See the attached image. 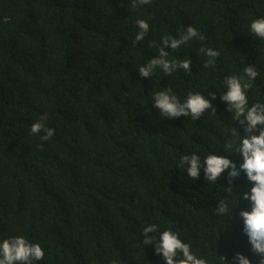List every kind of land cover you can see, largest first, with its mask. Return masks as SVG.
Here are the masks:
<instances>
[{
    "label": "trees",
    "instance_id": "16d2710c",
    "mask_svg": "<svg viewBox=\"0 0 264 264\" xmlns=\"http://www.w3.org/2000/svg\"><path fill=\"white\" fill-rule=\"evenodd\" d=\"M0 0V237L27 234L46 255L38 264H164L142 226L173 223L215 264L244 252L253 260L240 199L233 219L213 209L229 187L225 173L210 184L175 166L181 153L224 152L235 123L220 98V83L245 64L261 69L250 102L264 96V42L247 32L264 15V0ZM150 32L134 43V21ZM205 36L178 50L190 56V76L141 77L138 65L158 56L153 41L187 25ZM221 52L215 69L202 67L201 44ZM172 86L216 93L198 121L161 119L151 108L154 89ZM55 135H30L41 114ZM231 158L239 161L238 152ZM241 173L232 187H249ZM221 225L225 228L219 231Z\"/></svg>",
    "mask_w": 264,
    "mask_h": 264
},
{
    "label": "clouds",
    "instance_id": "9594fccd",
    "mask_svg": "<svg viewBox=\"0 0 264 264\" xmlns=\"http://www.w3.org/2000/svg\"><path fill=\"white\" fill-rule=\"evenodd\" d=\"M151 0H132V8H143ZM136 29L134 43L142 41L150 32V19L137 17L134 21ZM247 32L254 38L264 42V15L251 17L247 24ZM205 40L204 34L194 25H187L177 30L175 35L165 34L153 45L158 50V56L146 63L138 65L141 77H151L159 74L169 76L183 73L190 76L194 63L190 56L179 58L172 55L168 49L178 50L187 46L189 42ZM197 55L205 57L202 67L215 69L221 57L218 48L201 44ZM242 71L224 75L219 90L220 98L232 112L235 123L243 126L244 133L231 126L226 128L228 134L224 152L208 149L206 154L199 150L181 153L175 159V166L188 178L199 179L203 172L204 178L215 184L227 174L229 187L223 190L224 194L217 200L214 213L226 219L227 223L233 219V210L238 206L240 199L248 201V207L239 211L243 221V231L247 235L250 252L255 254L253 260L244 252H236L229 260L224 255L215 258V264H264V96L257 97L250 102L249 93L253 92L257 77L261 69L256 65L245 64ZM216 93L211 95L203 90L189 89L185 94H179L172 86H161L154 89L149 97L151 108L158 110L161 119H178L182 116L191 117L198 121L202 115L212 109ZM48 115L41 114L35 119L29 129L30 135L39 136L41 141L51 139L56 132L54 127L47 124ZM238 152L239 161L231 158V153ZM243 173L249 187L242 193L233 192L234 181ZM221 225L219 231L224 229ZM145 245L154 244L157 255L162 256L164 264H213L212 258L200 252L188 233L173 223L162 226L159 223L146 222L141 229V241ZM46 255V248L40 241H35L27 234L9 235L0 237V264H38Z\"/></svg>",
    "mask_w": 264,
    "mask_h": 264
}]
</instances>
